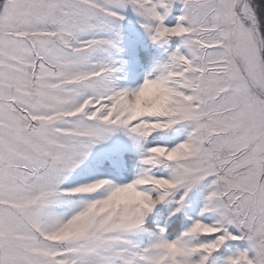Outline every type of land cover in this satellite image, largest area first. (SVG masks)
Listing matches in <instances>:
<instances>
[{"label": "snow or ice", "instance_id": "6c2138e0", "mask_svg": "<svg viewBox=\"0 0 264 264\" xmlns=\"http://www.w3.org/2000/svg\"><path fill=\"white\" fill-rule=\"evenodd\" d=\"M0 264H264V0H0Z\"/></svg>", "mask_w": 264, "mask_h": 264}]
</instances>
